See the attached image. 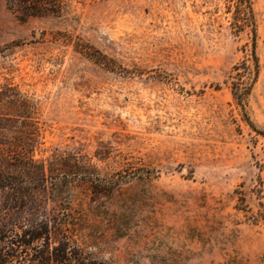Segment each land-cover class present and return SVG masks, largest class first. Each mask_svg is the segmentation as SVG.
I'll return each mask as SVG.
<instances>
[{"label": "rangeland", "instance_id": "374dc122", "mask_svg": "<svg viewBox=\"0 0 264 264\" xmlns=\"http://www.w3.org/2000/svg\"><path fill=\"white\" fill-rule=\"evenodd\" d=\"M252 3L259 74L243 110L230 76L252 39L226 0H63L25 21L0 0V139L39 136L28 171L0 147L26 194H0L16 264H264Z\"/></svg>", "mask_w": 264, "mask_h": 264}, {"label": "trees", "instance_id": "16d2710c", "mask_svg": "<svg viewBox=\"0 0 264 264\" xmlns=\"http://www.w3.org/2000/svg\"><path fill=\"white\" fill-rule=\"evenodd\" d=\"M228 6V12L232 13L231 28L234 34H239L247 30L251 35V48L249 58L237 64L233 68V76H230V85L234 98L243 110H245L248 96L257 81L259 74V58L256 53V37H257V21L255 10L252 0H226ZM7 5L10 11H12L20 21H25L30 17H44V16H58L62 12L63 0H7ZM24 107V100L20 101V105ZM27 113V112H26ZM25 112H18L17 117L27 124L32 117L26 115ZM29 119V121H28ZM249 119V118H247ZM28 121V122H27ZM251 127L254 128L250 120H247ZM1 127V124H0ZM264 137V132H259ZM39 136L37 132H33L31 136L18 137L12 142H4L0 139V147L7 152L9 156L14 160L11 164L20 170H30L35 167L36 160L34 159L33 146L37 143ZM259 176H258V192L260 195L264 193V163L258 162ZM29 175V172H27ZM9 173L0 166V194L5 191L11 190L15 194L16 200L20 195L22 198L26 195L23 190V181H21V175ZM40 178H46V172L44 168H41ZM27 194L29 192H26ZM241 210L248 212L247 206L243 203L245 199L241 197ZM261 211L258 212L257 217L252 216L253 223L257 224L262 221L264 224V203H259ZM17 224L10 223L5 224L3 217L0 214V264H16L15 260L22 258L21 254L15 255V242L8 239L9 235L16 231ZM28 235V233H25ZM18 234L16 235V237ZM37 238H33L32 241L20 240L17 243L22 242L25 245L32 244ZM23 260V259H22ZM21 262V261H20ZM21 264H27L23 262Z\"/></svg>", "mask_w": 264, "mask_h": 264}]
</instances>
